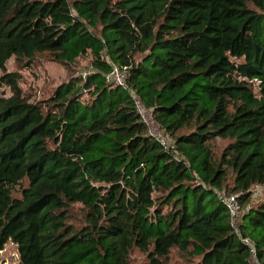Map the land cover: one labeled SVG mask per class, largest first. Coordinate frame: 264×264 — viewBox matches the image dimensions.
I'll list each match as a JSON object with an SVG mask.
<instances>
[{"label": "trees", "instance_id": "1", "mask_svg": "<svg viewBox=\"0 0 264 264\" xmlns=\"http://www.w3.org/2000/svg\"><path fill=\"white\" fill-rule=\"evenodd\" d=\"M42 52L64 65L89 54L91 69L31 102L5 64ZM114 66L125 86L105 81ZM0 71V251L15 243L17 264H129L134 248L148 264L173 249L186 264H250L243 239L264 264V198L251 201L264 0H0ZM215 138L229 140L217 161ZM223 195L244 206L237 230Z\"/></svg>", "mask_w": 264, "mask_h": 264}, {"label": "rangeland", "instance_id": "2", "mask_svg": "<svg viewBox=\"0 0 264 264\" xmlns=\"http://www.w3.org/2000/svg\"><path fill=\"white\" fill-rule=\"evenodd\" d=\"M91 56L85 54L75 60L71 65H64L51 59V56L47 52L36 54L31 59L17 60L13 56L6 62V71H15L20 75V87L24 96L31 102H38L48 98L55 88L62 82L68 80L70 76L77 74H85L91 69L90 65ZM1 74V71H0ZM256 85V84H255ZM255 92L257 88L255 86ZM9 94L7 87H0V95ZM145 119L149 125L152 133L158 132L157 125L150 119L148 115ZM170 141V139L168 138ZM229 140L226 138H215L210 141V146L213 150L214 159L217 161ZM227 183L232 181L231 173H228ZM28 184L27 180H23L20 185L15 187L12 195L14 197H20V188ZM264 198V184L254 185L251 188V201H257ZM242 206L241 208H243ZM74 217L80 219L81 212L76 209ZM238 222L233 220V226H236ZM0 264H17L19 261V253L15 243L8 241L5 243L3 249L0 251ZM189 259L187 254L182 255L176 249H173L170 253L167 264H186ZM254 259L251 260V263ZM129 264H148L146 254L137 248H134L130 254Z\"/></svg>", "mask_w": 264, "mask_h": 264}, {"label": "built area", "instance_id": "3", "mask_svg": "<svg viewBox=\"0 0 264 264\" xmlns=\"http://www.w3.org/2000/svg\"><path fill=\"white\" fill-rule=\"evenodd\" d=\"M126 78H127V72L125 71V69H120L119 67L114 66L112 68V70L106 74L105 81L107 83H111L113 85L125 86L126 85ZM134 102H135L136 109L138 110V112L141 115V117L143 118V120L147 123L145 116L148 115L150 117V119L153 121L149 110L144 107L139 96H134ZM147 125H148V123H147ZM157 129H158V132L152 133L150 131V128L148 125L149 134L154 136L160 142H165V136L162 133V131L160 130L159 126L157 127ZM222 197H223V201H224L226 207L228 208V210L230 212V221H231L232 226H233V220H235L239 224V216L242 212V208L239 206V204L235 200L234 196L223 195ZM238 224L236 226H238ZM233 227L236 230L238 228L235 226H233ZM243 242L245 244H247L249 247V251L251 253V260L254 259V261L252 263L250 262V264H259L258 261L255 259V250H254L253 244L248 239H243Z\"/></svg>", "mask_w": 264, "mask_h": 264}]
</instances>
